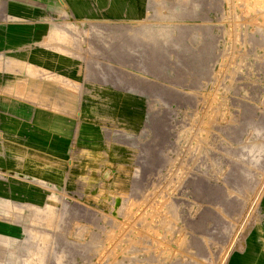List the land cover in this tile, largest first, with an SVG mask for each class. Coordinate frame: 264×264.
<instances>
[{"label": "rangeland", "instance_id": "obj_1", "mask_svg": "<svg viewBox=\"0 0 264 264\" xmlns=\"http://www.w3.org/2000/svg\"><path fill=\"white\" fill-rule=\"evenodd\" d=\"M130 2L0 0L3 92L79 96L57 172L0 169V264H264V0Z\"/></svg>", "mask_w": 264, "mask_h": 264}, {"label": "crops", "instance_id": "obj_2", "mask_svg": "<svg viewBox=\"0 0 264 264\" xmlns=\"http://www.w3.org/2000/svg\"><path fill=\"white\" fill-rule=\"evenodd\" d=\"M63 1L68 3L73 13L84 15L86 18L90 14L108 18L128 17L130 12L136 15V7L132 6L130 0H58L60 4H63ZM138 1L143 8L145 0H134L136 6ZM54 73L62 76L76 75L70 70L63 73L54 71ZM55 84V81H48L47 86H44L45 89L39 94L35 91L38 87L33 83L27 88L29 95L25 96L17 93L8 95L0 87V169L4 168L7 172L25 175L31 179H44L46 176L41 174L58 171L56 165L60 163L62 156L68 155L73 145L72 111L79 96L77 99L78 89L75 80L70 78L67 82L68 86L59 88L60 94L54 96V104H51L53 108H48L50 97L46 95L54 89ZM16 87H13L14 90ZM59 108H66V111H61ZM0 234L19 237L22 232L16 225H8L1 220ZM0 246L3 247V244L0 243Z\"/></svg>", "mask_w": 264, "mask_h": 264}, {"label": "bare ground", "instance_id": "obj_3", "mask_svg": "<svg viewBox=\"0 0 264 264\" xmlns=\"http://www.w3.org/2000/svg\"><path fill=\"white\" fill-rule=\"evenodd\" d=\"M44 153V152H43ZM36 154V153H35ZM35 154H34V156H35ZM39 154V153H38ZM42 156V155H41ZM43 156H44V154H43ZM38 157V156H37ZM40 157V156H39ZM47 157V156H46ZM45 159V158H44ZM45 162V161H44ZM49 163V162H48ZM44 164V163H43ZM47 164V163H46ZM50 164V163H49ZM56 168V167H55ZM30 237H31V235H30ZM34 237V236H33ZM32 238V237H31ZM23 240V239H22ZM25 240H27V239H25ZM29 241V240H28ZM33 241V240H32ZM24 242V241H23ZM22 242V243H23ZM27 242V241H26ZM28 243V242H27ZM30 243H31V241H30ZM27 245V244H26ZM29 246H30V244H28ZM28 245L26 246V247H28ZM30 250V249H29ZM18 260V259H17ZM24 262V261H23ZM25 264V263H24ZM28 264V263H27Z\"/></svg>", "mask_w": 264, "mask_h": 264}]
</instances>
